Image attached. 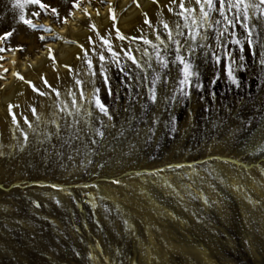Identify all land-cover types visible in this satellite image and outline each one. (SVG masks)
<instances>
[{
  "label": "rangeland",
  "instance_id": "rangeland-1",
  "mask_svg": "<svg viewBox=\"0 0 264 264\" xmlns=\"http://www.w3.org/2000/svg\"><path fill=\"white\" fill-rule=\"evenodd\" d=\"M42 2L49 7L24 6L25 17L37 25L32 28L19 19L21 9L11 0H0V36L12 32L0 39L1 71L10 67V53L35 61L49 49L55 54L53 48L60 40L67 47L78 45L81 53L75 62L81 63L82 83L77 92L88 97L98 88L112 119L87 100H78L76 108L68 106L66 111L41 106L36 90L34 106L24 108L19 116L7 115L10 135L15 131L25 138L27 133L28 140L13 142L0 154V264H264V65L260 63L264 17L255 12L247 21L251 46L240 25L243 21L234 20V26H226L221 48L215 37L225 23L218 12H212L210 21L220 20V25L200 29L208 39L198 41L191 56L199 75L185 86L189 94L182 95L175 90L180 70L169 55L174 44L163 26L167 23L173 39L184 44L188 29L178 15L180 0H171L169 18L163 1L151 0L148 11L128 23L129 28L119 24L129 10L114 11L119 0H79V7L73 0ZM110 8L117 17L115 31L120 33L118 37L115 32L118 63L100 31L92 28L94 18ZM77 11L84 17L79 19ZM225 14L235 16L234 11ZM76 18L92 30L86 41L60 34L64 26L78 22ZM232 32L240 44L231 42ZM89 44L94 53L87 50ZM153 45H159L168 58L167 68L157 62ZM145 49L148 55H143ZM128 50L143 67L125 57ZM225 50L232 54L239 86L228 79ZM213 52L222 57L220 62L213 59ZM13 62L19 72L18 59ZM101 64L112 95L103 83ZM157 75L161 79L156 81L158 95L153 103L148 89ZM6 81L2 79L0 93ZM69 112L79 123H73L72 133L67 134L62 124L73 116ZM46 116L56 123L58 116L59 128L56 124L47 131L41 126ZM95 128L103 129L102 138L94 135ZM31 139L36 145L32 151ZM93 139L98 143L93 144Z\"/></svg>",
  "mask_w": 264,
  "mask_h": 264
},
{
  "label": "bare ground",
  "instance_id": "bare-ground-1",
  "mask_svg": "<svg viewBox=\"0 0 264 264\" xmlns=\"http://www.w3.org/2000/svg\"><path fill=\"white\" fill-rule=\"evenodd\" d=\"M161 1H163L164 3L163 4L164 12L166 13V16H168L169 18L170 17L169 15L172 13L171 0H161ZM151 3H152L151 0H119L120 7H118V9L114 11H116V13L119 14L121 9L125 8L128 9L130 12L129 15L119 18L120 26L121 27L127 26L128 23L136 20V17H139L143 11H148V9L151 6ZM250 3H253V0H250ZM185 6L186 7L188 6V0H185ZM169 9H171V11ZM255 12L258 11L254 9H249L250 16L252 14H255ZM77 14L79 19L81 17H84L83 15H80L81 14L80 11H77ZM197 14H198V10H197ZM91 15L92 17H94L93 9H91ZM79 19L76 18L77 21ZM114 21L115 20L111 19V14L108 10H106V12L104 13L103 12L100 13V16L98 18H94V22H95L94 24L96 25L97 29L100 31L102 37H104L106 40L109 41L108 46H111L113 51L117 49L116 47L119 44V40H118L119 36L117 37L115 33L117 30L115 31ZM91 31L92 30H90V27L82 26L78 21V22H71V24L64 26L60 30V34L61 36L63 35L64 37L75 38L79 41H86ZM63 41L60 40L59 43L56 46H54L53 48V52H55V54H53L54 59L48 56L49 50L48 52H46L47 53L46 55L42 54L41 56L36 57L35 61L22 60L20 56L16 55L15 53L8 54L10 59L9 61L10 67L8 68L7 72L1 71L0 69V83H2L1 82L2 79L7 80L6 82H4L2 86L4 87L2 93H0L1 94L0 154L3 153L5 150H7L13 142L21 141L20 143L27 144L28 139L26 140L24 136L20 137L15 131L13 132V136L10 135V132L6 124V118H8L7 115L9 114L8 111L9 104L13 105L12 113H15V115L18 116L21 115V112L23 113L24 108L29 109L30 107L34 106V102H36L37 98L34 89L31 86H29L28 81L36 82L35 88L39 89L37 93L41 96V101H42L41 106H47V107L52 106L54 109L58 107L64 108L65 105L71 106L73 97L69 96L70 91L75 94L77 101L80 100V95L77 92L78 87L76 81L80 80V78L82 77L80 73L81 63L75 62L76 61L75 59L77 58V56L80 55L81 48H79L78 45L77 46L70 45L67 47L65 46L66 43ZM91 44H93V42ZM93 45L95 46V44ZM93 45L89 44L87 46V50L89 47V49L93 51L92 53H94L95 51L94 50L95 48L94 47L92 48ZM90 50L88 51V53L89 52L91 53ZM17 59L19 61L18 63L20 66L19 73L22 76H24L25 78L24 80H20L14 75V73L17 72L16 70L17 66L13 61ZM74 63H76L75 67L72 68ZM44 79L47 80V84L43 82ZM84 79L86 81L89 80L87 76H85ZM53 89L58 90L59 95H57V93L54 92ZM41 92L46 94L41 95L40 94ZM18 103H21L22 107H18L17 106ZM74 118L75 116L73 115L71 118L67 119L66 123L62 124L63 130H65L67 134H70L73 131V123L75 120ZM55 120L57 121V123L50 122L49 117L46 116V119L45 120L43 119L40 125L43 126L48 131L51 128L53 129L56 127V124H58L59 122L58 116L55 118ZM70 124L72 125L71 127L68 126ZM39 137L46 138V136H38V138ZM30 141L31 142L28 143L29 149L31 151L35 150L36 149L35 140L31 139Z\"/></svg>",
  "mask_w": 264,
  "mask_h": 264
},
{
  "label": "snow or ice",
  "instance_id": "snow-or-ice-1",
  "mask_svg": "<svg viewBox=\"0 0 264 264\" xmlns=\"http://www.w3.org/2000/svg\"><path fill=\"white\" fill-rule=\"evenodd\" d=\"M11 2L13 3L14 7H17L19 9H21L20 15H19V19L26 25H29L32 28H36L37 25L33 24L31 19L26 18L25 14L23 12L24 6L26 3H31V4H37L39 5L40 8H48L49 5L45 4L42 2V0H11ZM173 2H175V0H173ZM73 5L74 7H79V0H73ZM218 5V7H217ZM179 8L181 9V11L178 13V15L180 17L183 18L184 20V27H186L188 29V36L187 39L185 40L184 44H181V42L179 40H174L173 36H172V31L169 28V25L167 23H164V29L165 31L168 33L167 39L172 41V43L174 44V49L171 53H169V55L174 56V59L171 61V63H175L178 65L179 70H180V79L178 80V83L176 85V91L181 92L182 95H188L189 93L185 90V86L186 85H191L192 80L191 78L193 76H197L199 75L198 72L194 71L193 68V64L191 62V56L194 55L195 53V48L198 46V41L201 40H207L208 36L204 33H202L200 31V29L202 27H213V23L215 25H220V20H216L215 22H211L210 21V16L212 12H218L220 17L223 19L224 23H225V27L223 29L218 28L217 29V35L215 37L216 41L218 42V44L220 45L221 48L224 47V45L221 42V37L224 34V31L227 30V25H233L234 26V20L236 21H240L242 20L243 23H241V27L244 28L247 32H248V37H247V44L249 46H251L253 44V39H252V35H251V28L249 26V24L247 23V21H249L250 19V15H249V9H254L256 11L259 12L261 17H264V0H259L258 4H254V3H250V0H188V6H185V0H180L179 3ZM171 11V9H169ZM197 10H198V14H197ZM235 12V16L233 18H230L228 15H226V12ZM51 12L53 14H57L58 15V10L56 7H51ZM84 12L87 15H90V13L87 12V9H84ZM109 12L111 14V19L115 20L116 17L114 15V11L113 9H109ZM242 13V16H241ZM98 14V13H97ZM33 15H39V13H33ZM69 15H71V13H69ZM66 20V18H65ZM253 27L255 25H252ZM179 25H177V28L179 29ZM92 28L95 29L96 25L93 24ZM97 34H99L97 32ZM178 35H183L182 32H178ZM12 32H4L2 36H0V39L6 38L8 36H11ZM117 35L120 36L119 31H117ZM231 37L232 43L235 44H240V40L235 38L236 34L235 32L231 33ZM40 40H44L45 37L44 36H40L39 37ZM101 39H104L103 37H101ZM121 39H123V37L121 36ZM157 40H160V36L157 35ZM148 44H151L152 41H145ZM104 43L106 45L109 44V41L104 39ZM165 41L160 40V44H164ZM82 47V46H81ZM155 52L154 55L156 57L157 62L164 68H167L169 65V60L168 58L162 53L160 46L159 45H153ZM18 49L22 50L23 46L22 45H18L17 46ZM204 48H207V45H204ZM242 50V49H241ZM4 51V49L0 48V52ZM108 51L112 53V59L113 61H116L118 63V56L119 53L113 51V49L111 48V46L108 47ZM187 53V55L185 54ZM125 57L130 60L132 62V64H134L137 68H141L143 67V65L140 63L139 60H137V58L132 54L131 50H128L124 53ZM143 55H148V51L147 49L144 50ZM213 55V59L216 62H220L222 57L220 55H216L215 52L212 53ZM48 56L51 57L52 59H54V56L52 55V50L49 49L48 52ZM223 56L229 58V63L227 65V76L228 79L235 85L239 86V82L237 77L234 75L231 64L234 62L231 59V52L228 51H224L223 52ZM261 56L264 57V51L261 52ZM0 59H3L2 56H0ZM105 59L104 55L101 54L100 55V60L103 61ZM244 57L240 56L239 60L243 61ZM260 63L262 65H264V58H262L260 60ZM88 65L89 67H91V61H88ZM149 67H151V64L149 63L148 65ZM240 67H243V64L239 65ZM4 71H7V69H5ZM102 75H103V83L104 85L107 87V91L109 95H112V89L109 85V78L105 72V69L103 67V64H101V69H100ZM121 72L124 73L125 76H128L130 79L132 78L130 76L129 73L125 72L124 69H120ZM14 75L19 78L20 80H24V76H22L19 72L14 73ZM170 77H165L164 79H169ZM161 77L159 75H157L153 81H152V85L151 87H149L148 89V99L150 101H152L153 103H155L157 101V87H156V81L160 80ZM45 84H47V80L44 79L43 81ZM28 83L30 85H32V81H28ZM82 82L80 80L76 81L77 85H80ZM33 89L36 91H39V89L35 88V85H32ZM131 87V85H129V88ZM196 87L202 88V84L197 83ZM54 92L57 93V95H59L58 90L53 89ZM99 89H94L93 93L88 96L85 97L83 91H81L80 93V99L81 100H87V102L91 105L94 103V106L96 109L99 110V113L102 114L104 117H107L109 120L112 119V115L109 111V107L108 105H106L105 103H103V101L100 99L99 95H98ZM41 95H45L46 93L41 92ZM69 95H71L73 97L72 102H71V107L76 108V105L78 104V101L76 99V96L74 93H69ZM212 95H214V93H212ZM172 99H176L175 95H173L171 97ZM68 105H65L64 108L62 110H67ZM12 109H13V105L9 104L8 105V111L11 114L12 113ZM33 113H35V108L32 109ZM69 115H73L72 112L68 113ZM88 115H91V111H88ZM12 119L13 122H15V115L12 114ZM155 122V121H154ZM53 123H56L55 121H53ZM74 123H79L78 121H74ZM102 123V121H101ZM31 126V125H29ZM69 127H71L72 125H68ZM57 128H59V125L57 124ZM104 131L102 128H95L94 129V135L98 136V137H103L104 136ZM25 138L27 137V133L24 134ZM93 144L98 143L97 140L93 139L91 141ZM116 183H119V181H115ZM52 187L54 188H58L61 187L60 185H52ZM57 203H59V201H57Z\"/></svg>",
  "mask_w": 264,
  "mask_h": 264
}]
</instances>
